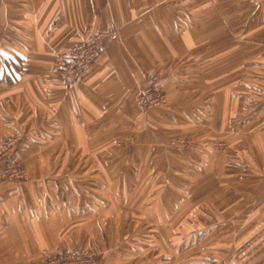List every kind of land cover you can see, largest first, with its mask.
<instances>
[{
  "label": "crops",
  "instance_id": "1",
  "mask_svg": "<svg viewBox=\"0 0 264 264\" xmlns=\"http://www.w3.org/2000/svg\"><path fill=\"white\" fill-rule=\"evenodd\" d=\"M110 27L88 68L58 76ZM0 59L21 65L0 82V144L19 139L30 177L0 182V264H264V0H0ZM148 76L167 103L141 112ZM179 125L207 144L173 148Z\"/></svg>",
  "mask_w": 264,
  "mask_h": 264
},
{
  "label": "built area",
  "instance_id": "2",
  "mask_svg": "<svg viewBox=\"0 0 264 264\" xmlns=\"http://www.w3.org/2000/svg\"><path fill=\"white\" fill-rule=\"evenodd\" d=\"M106 38L117 39L118 28L110 27L104 32H97L85 42L68 48L56 62L58 76L75 77L85 70L97 58ZM135 100L143 110L165 105L166 95L156 76L146 78L145 84L136 90ZM14 143L15 140H10L0 145V181L21 182L27 179L17 157L14 156ZM131 143V139L126 140L123 147ZM39 264H96V258L93 253L70 252L48 256Z\"/></svg>",
  "mask_w": 264,
  "mask_h": 264
},
{
  "label": "rangeland",
  "instance_id": "3",
  "mask_svg": "<svg viewBox=\"0 0 264 264\" xmlns=\"http://www.w3.org/2000/svg\"><path fill=\"white\" fill-rule=\"evenodd\" d=\"M10 69L11 68L8 69V67L3 64L2 60H0V82H2L3 84H10V82L14 83V82H17L18 79H19V76H20L19 72L15 73L14 70H12V69L10 70ZM161 108H163V107L150 108V109H146V110L139 109V110H141V112H147L148 110H157V109H161ZM183 127H185V126L184 125H179V126L176 127L177 131L179 133H181L180 134L181 137L175 136L174 138L169 140L170 141V145L173 148L177 147V148L183 149L182 151H185V150H190V151H194L195 150L196 151V150H198V148H200L202 146L204 147L205 144H207V142L205 140L198 139L197 137H193L191 135V133L186 132L185 130L179 129V128H183ZM127 139H131L132 142H133L134 138H132V137L126 138L125 137V138H119L118 140L114 139L111 142V147L116 149L117 151H120L121 149L122 150H126V148H128V147H123V142H126ZM12 140H15V143H14V156L17 157V159L19 161V164L22 167L21 161L18 158V156L16 155V150H17V146H18V143H19V139L13 138ZM212 145H213V147L218 148V149L225 147V143L224 142H215ZM175 151L177 152L178 150H175ZM114 152H115V150H114ZM111 157H112V164H113L114 159H115L114 153L112 154ZM25 175H26V177H28V180H29L30 177L28 176L27 172L25 173ZM98 176H100L101 178L103 177L100 172L95 171V177H98ZM0 182H2V181H0ZM204 190H206V192H208L209 187H205ZM206 192H204V193H206ZM132 205H134V204H132ZM138 205H140V203L137 204L136 206H138ZM82 252L93 253L95 255V258H96V264H98L97 253L95 251L88 250V251H82ZM68 253H70V252H68ZM65 254H67V253H65ZM51 255H63V254H56V253L47 254V252H42L40 254L39 258H38V263L37 264H39L46 257L51 256Z\"/></svg>",
  "mask_w": 264,
  "mask_h": 264
},
{
  "label": "trees",
  "instance_id": "4",
  "mask_svg": "<svg viewBox=\"0 0 264 264\" xmlns=\"http://www.w3.org/2000/svg\"><path fill=\"white\" fill-rule=\"evenodd\" d=\"M0 60H2V62H3V64L5 65V66H7L8 67V69L9 68H11L12 70H14L15 71V73H17V72H19V70H20V63L18 62V61H13V60H11V59H0ZM13 66V67H12ZM10 69V70H11ZM11 83V82H10Z\"/></svg>",
  "mask_w": 264,
  "mask_h": 264
},
{
  "label": "bare ground",
  "instance_id": "5",
  "mask_svg": "<svg viewBox=\"0 0 264 264\" xmlns=\"http://www.w3.org/2000/svg\"><path fill=\"white\" fill-rule=\"evenodd\" d=\"M146 78H147V77H146ZM146 78H145V80H146ZM144 84H145V83H144ZM144 84H143V85H144ZM143 85H141V86H143ZM141 86H139V87H141ZM139 87H138V88H139ZM138 88H137V89H138ZM162 90H163V89H162ZM135 93H136V92H135ZM164 93H165V92H164ZM165 95H166V94H165ZM134 98H135V94H134ZM166 103H167V97H166ZM166 103H165V105H166ZM165 105H164V106H165ZM164 106H161V107H164ZM138 107H139V106H138ZM139 108H140V107H139ZM157 108H159V107H157ZM140 109H141V108H140ZM10 140H12V139H10ZM10 140H8V141H10ZM127 140H129V139H127ZM6 142H7V141H6ZM132 144H133V142H132L131 144H129V145H126V147L131 146ZM0 145H1V144H0ZM22 169H23V167H22ZM23 170H24V169H23ZM24 172H25V170H24ZM25 173H26V172H25ZM128 177H132V178H134L132 175H129ZM26 180H28V177H27ZM26 180H25V181H26ZM8 182H9V181H8Z\"/></svg>",
  "mask_w": 264,
  "mask_h": 264
}]
</instances>
